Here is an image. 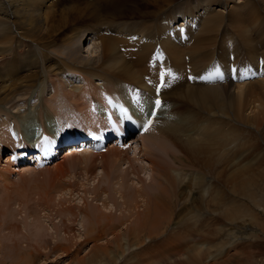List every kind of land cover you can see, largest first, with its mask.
<instances>
[{"label": "rangeland", "instance_id": "rangeland-1", "mask_svg": "<svg viewBox=\"0 0 264 264\" xmlns=\"http://www.w3.org/2000/svg\"><path fill=\"white\" fill-rule=\"evenodd\" d=\"M255 1L248 6H241L242 2L225 4L227 8L215 7V11L227 19L211 24L215 27L211 43L204 40L202 52L195 50L194 53L190 48L198 46L205 27L198 26L194 20L197 13L192 11L189 0H47L40 6L42 12L47 10L46 22L35 30L33 38L23 36L13 20L5 22L10 30L2 29V22L0 78L6 79L3 86L14 90L8 102L0 106V118L18 116L7 120L15 121L18 130L22 131L21 126L38 119L45 127V120L56 116L55 111L49 112L55 106L61 110L71 104L75 111L80 105V99L75 98L85 99L87 94L96 98L114 80L130 85L127 83L130 79L120 80L106 73L108 68L85 71L91 64L97 67L102 64L100 44L104 37H110L120 58L140 79L147 75V60L160 45L179 79L163 89L165 101L176 102V111H179L167 112L180 113L188 122L196 119L201 126L205 123L202 128L212 119L214 129L207 132L212 140L207 139L201 146L193 143L187 147L181 144L173 147L178 138H161L157 129L149 132L154 137L149 144L157 147L152 149L162 158L150 155L147 158L150 162L141 154L135 156L137 146L140 147L147 133L140 141L133 138L135 141L125 150L111 148L104 154L69 152L42 170L24 165L15 175L14 169L6 164L9 140L0 145L5 147L0 148V152H7L0 153V175L3 173L1 177L7 180L0 184V201L11 202L7 207L0 202V240H15L16 244L11 246L16 247L14 254L10 249L6 252L5 248L2 252L0 246V264H13L17 257H22L24 262L15 260V264H264V78L222 85H211L218 81L210 85L201 81L192 86L185 72L187 64L196 75L211 63L227 69L230 60L254 63L259 57L264 60V6L259 0ZM176 16L180 19L173 22ZM186 22L188 28L183 26V31L175 29L173 32L183 35L192 32L196 25V33L176 60L172 47L176 48L177 44L168 42L167 30ZM86 29L98 35L92 46L97 54L93 51L83 59L87 43L81 46L83 52H80L75 37L80 35L83 39ZM133 35L137 36L136 40L129 42L127 38ZM222 73L225 75L226 71ZM208 86H214L219 94L209 105L216 103L215 112L205 106L190 105L189 89ZM112 88L118 91L117 85ZM41 102L49 110L45 109L46 113L52 116L44 114L35 118ZM44 106H40L42 113ZM25 110L28 111L22 113ZM2 124L4 122L0 123V137H3L0 143L7 136L1 134ZM192 134L180 136L188 140ZM169 169L170 174L160 171ZM166 175L169 178L174 175L179 182L177 186H156L159 180V183L167 181L169 184L172 178L169 180ZM151 178H155L152 184L149 183ZM165 188L168 189L165 191ZM9 210L14 214H11V223L3 215ZM97 225L102 230L95 228ZM37 231L39 237L48 234L45 241L40 240L42 244L38 241L41 245L32 239ZM99 249L104 253L98 252ZM19 250L22 254H18Z\"/></svg>", "mask_w": 264, "mask_h": 264}, {"label": "bare ground", "instance_id": "bare-ground-1", "mask_svg": "<svg viewBox=\"0 0 264 264\" xmlns=\"http://www.w3.org/2000/svg\"><path fill=\"white\" fill-rule=\"evenodd\" d=\"M167 1V0H166ZM252 1H255V0H242L241 1V3L242 2H244V3H242V5L241 6H248ZM188 2V1H187ZM189 2H190V4L193 6V9H192V11L193 12H196L197 14L194 16V20L195 21H197V24H198V26H201L202 24H203V27H205L204 28V30H203V34L201 35V37H200V39H199V41H198V46H194V48H190V51L191 52H193L194 53V51L196 50L197 52H202V50H203V48H204V46H202V42L204 41V40H206V42H207V44H210L211 43V34H213L214 32H215V27L214 26H212L211 24H213V23H215L216 25L219 23V21H221V20H224V19H227V18H225L224 16H222L221 14H219L218 12H216L215 10H216V8L215 7H224V6H226L227 4L229 5V4H235V3H240V2H236V0H189ZM259 2H261V4L264 6V0H259ZM3 3V4H2ZM47 3V0H0V26H2V22H3V25H4V28H2V29H9L10 30V26L7 24H5V22L6 23H8V22H11L12 20V23L15 25V24H17L18 25V27H20L19 29H21L22 30V34H23V36H28L29 38H33L34 37V34H35V30L41 25V24H44L45 22H46V16H47V13H46V11H44V12H42V8H40V6L41 5H45ZM152 3V2H151ZM240 3V4H241ZM255 3H256V1H255ZM161 4V3H160ZM165 4V3H164ZM189 4V3H188ZM226 4V5H225ZM233 4V5H234ZM159 5V4H158ZM252 5V4H251ZM160 7V9L162 10V6H159ZM232 7V6H231ZM172 8V7H171ZM225 8H227V6L225 7ZM44 9H46V8H44ZM159 9V8H158ZM191 9V8H190ZM160 10V11H161ZM167 10V9H166ZM166 10H163L164 12L166 11ZM163 11H161V12H163ZM178 11V10H177ZM219 11V10H218ZM258 11H259V8H258ZM262 11H263V9H262ZM159 12V11H158ZM237 12V11H236ZM260 13V12H259ZM150 14V13H149ZM228 14V13H227ZM186 15V14H185ZM238 15V14H237ZM263 15V14H262ZM229 16V15H228ZM256 16H257V14H256ZM258 16H260L259 14H258ZM237 17V16H236ZM232 18H235V17H233L232 16ZM172 19V18H171ZM178 19H180L179 18V16H176V17H174V19H173V22H176V21H179ZM230 19V18H229ZM258 19V18H257ZM244 20H245V18H244ZM171 21V20H170ZM183 21V20H182ZM192 21V20H191ZM207 21V22H206ZM234 21H236L235 19H234ZM225 22V21H224ZM240 22V21H239ZM241 22H242V20H241ZM177 23H180V22H177ZM177 23H175V24H177ZM233 23V22H232ZM174 24V23H173ZM187 22L186 23H184V24H182V25H179L177 28H172V29H168L167 30V40H168V42H173V43H176L177 44V47L175 48V47H172L173 49H174V53L172 54L173 56H175V58L174 59H178L179 58V53L181 52V49H185L186 47H187V45L188 44H190L189 43V41H190V39H192V37L195 35V33H196V29H197V26L195 25L194 26V29H191L192 30V32H190V31H188V32H186L185 34H181V32L180 33H178L180 30L181 31H183L186 27H187ZM220 24V23H219ZM234 24V23H233ZM238 24V23H237ZM240 24V23H239ZM242 24V23H241ZM194 25V24H193ZM230 25H231V23H230ZM185 27L184 29H182L181 27ZM191 26V25H190ZM238 26V25H237ZM120 27V26H119ZM193 27V26H192ZM226 27V26H225ZM246 27V26H245ZM188 28V27H187ZM217 28V27H216ZM244 28V27H243ZM175 29H179V31L178 32H173V30H175ZM201 29V28H200ZM225 29V28H224ZM226 29H227V27H226ZM247 29V28H246ZM156 30V29H155ZM172 30V31H171ZM189 30V29H188ZM237 30H238V28H237ZM85 31V30H84ZM92 31V30H91ZM90 30H87L86 29V31L83 33V35H82V37L84 36V38L82 39V38H80L81 36L80 35H76V39H75V42L79 45V51L80 52H83L82 51V48H81V46L83 45L84 46V44L85 43H87V49H86V51H85V53H86V56H83L82 55V57H83V59L85 58V57H87L88 55H92L93 54V51L95 50L94 49V47H92V46H94V43H93V40L98 36L97 35V33L96 34H93L94 32L92 31L91 32ZM187 31V30H186ZM199 31V30H198ZM202 31V30H201ZM224 31V30H223ZM233 31V30H232ZM218 32V31H217ZM221 32V31H220ZM5 33V32H4ZM169 33H171V34H173V36H171V35H169ZM201 33V32H200ZM233 33H234V31H233ZM182 35L181 37L179 36V35ZM228 34V33H227ZM238 34V33H237ZM236 34V35H237ZM240 35H242L241 34V32L239 33ZM239 34H238V36H239ZM249 35V34H248ZM199 37V36H198ZM236 37V36H235ZM243 37V36H242ZM38 39V38H37ZM232 39V38H231ZM231 39H229L230 41H231ZM147 40V39H146ZM219 40V39H218ZM233 40H234V38H233ZM92 42V44H89V42ZM147 41H149V40H147ZM241 41V40H240ZM112 41L110 40V37L109 38H103V40L101 41V47H102V58H103V62H102V64L99 66V67H97L96 66V64H91L90 66H88L87 68L85 67V71H101L102 69H104V68H108L109 70H106L107 72L106 73H108L109 75H112V77L114 78V77H117L118 79H120V78H124L125 80H128V79H130L129 81L130 82H132V83H130V82H127L128 84H130V85H133V87H137V88H141L142 90H144V93H150V94H152V89L151 88H153V86H144L143 85V81H142V79H140L138 76H136V74L135 73H133V70H131V68L125 63V61H123L120 57V55H119V50H117V48L115 47V45L113 44V43H111ZM213 42H215V41H213ZM222 43H224L223 41H221ZM226 42H227V40H226ZM5 43V42H4ZM185 43V44H184ZM196 44V43H195ZM194 44V45H195ZM96 45H98V44H96ZM214 45V44H213ZM241 45V44H240ZM250 45V44H249ZM248 46V45H247ZM98 47V46H97ZM233 48V47H232ZM100 50V49H99ZM188 50V49H187ZM237 50V49H236ZM94 52H96V51H94ZM210 53H211V51H210ZM79 54V53H78ZM96 54H97V52H96ZM98 55H100V54H98ZM193 55V54H192ZM81 56V55H80ZM170 56V55H169ZM190 56V55H189ZM81 57V58H82ZM89 57V56H88ZM91 58H93V57H91ZM96 58V57H95ZM13 59V58H12ZM89 59V58H88ZM99 59H101V57L99 58ZM173 59V58H172ZM76 60V59H75ZM83 61V60H82ZM85 61V60H84ZM93 60H91V62H92ZM96 61V60H95ZM195 61V60H194ZM82 63H86V62H82ZM96 63V62H95ZM87 64V63H86ZM89 64H90V60H89ZM81 67V66H80ZM75 68V67H74ZM77 68V67H76ZM69 69V68H68ZM82 69V68H81ZM198 74V73H197ZM196 74V75H197ZM0 80H1V84H0V106L2 105V104H5V103H7L8 102V100L10 99V97H11V93H12V91L14 90V89H12L11 88V91L9 90V88L10 87H8V85H5V86H3L6 82H5V78H3L2 79V77L0 78ZM33 80V79H32ZM121 80V79H120ZM186 81V80H185ZM188 81V80H187ZM23 83V82H22ZM24 83H28V81H25ZM23 83V84H24ZM189 83V82H188ZM262 83V82H261ZM22 84V85H23ZM190 84H192V83H190ZM201 84V83H200ZM203 84V83H202ZM208 84V83H207ZM114 85H117V90L118 91H113V86ZM171 85V84H170ZM194 85V84H193ZM192 85V86H193ZM197 85H199V84H197ZM18 86V85H17ZM27 86V85H26ZM30 86V85H29ZM124 82L123 83H121V82H117V81H115L114 80V82L112 83V84H110L109 83V85L107 86V89H106V91L108 92V93H110V94H117V95H119V96H123L124 95V92H125V89H124ZM206 86V85H205ZM242 86V85H241ZM240 86V87H241ZM250 86V85H249ZM24 87V86H23ZM200 87V86H199ZM237 87V86H236ZM239 86L237 87V88H240ZM243 87V86H242ZM247 87V86H246ZM169 88V87H168ZM244 89H245V87H243ZM242 88V89H243ZM21 89H23V88H21ZM166 89V88H165ZM15 90H16V88H15ZM173 90V89H172ZM246 90V89H245ZM17 91V90H16ZM170 91V90H169ZM174 91V90H173ZM243 91V90H242ZM91 93H92V91H90ZM168 92V91H167ZM19 93V92H18ZM164 93V92H163ZM185 93V92H184ZM247 92L245 91V94H246ZM72 94V93H71ZM177 94V93H176ZM175 94V95H176ZM237 94H239V93H237ZM14 95H16V92L13 94V96ZM63 95V94H62ZM182 95V94H181ZM184 95V94H183ZM217 95H219L218 94V92L216 91V88L214 87V86H208V87H206V88H202V89H194L193 91H190V89H189V93H188V96L189 97H191L192 98V101H191V99H190V105L191 106H195V107H198V106H205L207 109H210V111H213V112H215V106H216V103H215V105H212V106H209L210 104H212L214 101H216V96ZM244 95V94H243ZM12 96V97H13ZM69 96V95H68ZM178 96H179V94H178ZM185 96V95H184ZM187 96V97H188ZM245 96H247V95H245ZM249 96V95H248ZM100 96H98V97H96L95 98V96H92L91 94H87L86 95V98L85 99H83V98H81V97H79V98H75V100L77 101V99H80V105H79V107L74 111L73 109H72V105L70 104V106H69V109L70 110H72V111H74V112H76V113H78L81 117H82V119L84 120V126H90L91 125V118H92V114L90 113V111H88L87 110V108H88V103H89V101L90 100H92L93 98L96 100L97 98H99ZM164 97V99L163 100H165L167 97L166 96H163ZM174 97H177V96H173V98ZM57 98V97H56ZM186 98V97H185ZM178 99V98H177ZM63 100V99H62ZM174 100H176V99H174ZM179 100H181V99H179ZM178 100V101H179ZM184 100V99H183ZM85 101V102H84ZM66 102V101H65ZM72 102V101H71ZM192 102V103H191ZM59 103H60V101H59ZM85 103H86V105H85ZM176 103V102H175ZM183 103H186V101H183ZM151 105V104H150ZM177 105V104H176ZM179 105V104H178ZM66 106V105H65ZM60 107V106H59ZM150 110H151V107H150ZM45 111V110H44ZM179 112V111H178ZM177 112V113H178ZM44 114H46V115H49V116H47V117H50V116H52L51 115V113H49V112H47L46 113V111L45 112H43ZM177 113H174V114H172V113H169V112H166V116L165 117H161V119L159 120V122H158V126L155 128V129H157L158 131H160V133H161V138L162 137H175V138H178V139H176L175 141H177V142H174V144H173V147H175L176 145H182V146H185V147H187V146H189V144H193V145H197V146H199V144H200V146H201V144H203V143H207L206 142V140L207 139H211V137H210V135L207 133V132H209V131H212L214 128H213V123H211L210 121H212L213 122V120L211 119L208 123H206V126L204 127V128H202V126H204L205 125V123H204V125H200V123L199 122H197L196 121V119H193V122H188V121H186V117H184L183 115H179V114H177ZM211 113V112H210ZM22 115V114H21ZM29 116V115H28ZM44 117V116H43ZM100 117L101 116H99V115H95V116H93V119L96 121V122H98L99 121V119H100ZM52 118V117H51ZM188 118V117H187ZM8 119H13L12 117H8ZM28 119V118H27ZM34 119V118H33ZM191 119V120H192ZM189 120H190V118H189ZM15 122V121H14ZM17 123V122H16ZM209 123H211V124H209ZM186 125V126H185ZM200 125V126H199ZM2 127V126H1ZM201 128H202V131H201ZM19 131H20V129H19ZM201 131V132H200ZM4 134V135H6V133H5V129L2 127V129H1V134ZM182 133H188V134H190V133H193L192 134V137H188L187 139L188 140H186V139H184L183 138V136H180V134H182ZM205 134H208V137L207 136H205ZM224 134V133H223ZM196 135V136H195ZM3 136V135H2ZM6 137V139H5V141H4V139L3 140H1V141H4V142H2V143H0V145H2V144H4V143H6L7 141H8V138H7V136H4V138ZM0 138H3V137H0ZM151 138H154L153 136H151V135H149V133L145 136V137H143L142 138V140H141V144H140V147L138 148V146H137V148H136V153H135V156H136V154L137 155H142V156H144V157H146V159L147 158H149V156L151 155L152 156V158H158V157H160V153L158 152V151H156V149H152V148H157V147H155V146H152L151 144H149V140L151 139ZM212 140V139H211ZM133 141H135V140H133ZM137 141H140L139 139L137 140ZM157 141H158V139H157ZM216 141H218V140H216ZM182 143H185V144H182ZM216 143V142H215ZM138 144V145H139ZM167 142L165 143V146L167 147ZM7 146H8V144H7ZM163 146V145H162ZM204 146V145H203ZM2 147H4V146H2ZM2 147H0V148H2ZM5 148V147H4ZM162 148V147H161ZM204 148H207V147H203L202 149H204ZM211 148V147H210ZM163 149V148H162ZM202 149H199V150H202ZM68 150H71V149H67V150H65L64 152H66V151H68ZM120 150V149H119ZM209 150H211V149H209ZM155 152H158V154H155ZM0 153H2V152H0ZM72 153V152H71ZM11 154V153H10ZM10 154H9V156H10ZM87 154V153H86ZM166 154H168V153H166ZM1 155V154H0ZM70 155L71 154H69L68 156L70 157ZM170 155V154H169ZM214 155V154H213ZM9 156L7 157L8 159H9ZM2 157V156H1ZM61 156H59V158H60ZM139 157V156H138ZM180 157V156H179ZM74 158V157H73ZM161 158V157H160ZM228 158V157H227ZM1 159V158H0ZM162 159V158H161ZM150 160V159H149ZM148 159H147V161L148 162H150ZM8 162V161H7ZM152 162V161H151ZM167 163V162H166ZM71 165V164H70ZM169 165V164H168ZM181 165V164H180ZM8 167V166H7ZM157 167V166H156ZM29 168V167H28ZM28 168H26V171H27V169ZM160 168V167H159ZM21 168H19V169H14V171H13V174L14 173H20L21 172V170H20ZM23 169V168H22ZM152 169H153V167H152ZM161 169V168H160ZM170 169H172V168H170ZM160 170L161 171V173L162 172H164V173H171V170ZM5 173H7L6 172V170H3ZM59 171V170H58ZM156 171V170H155ZM158 171V170H157ZM172 171H173V169H172ZM24 172V171H23ZM22 172V173H23ZM28 172V171H27ZM159 172V171H158ZM29 173V172H28ZM154 173V172H153ZM3 174V173H2ZM1 174V175H2ZM148 174H149V172H148ZM1 175H0V184H2V183H7V180H5L4 178L5 177H1ZM4 175V174H3ZM2 175V176H3ZM7 175V174H6ZM15 175V174H14ZM146 175V174H145ZM176 175V174H175ZM181 175V174H180ZM8 176V175H7ZM167 177V179H169L170 180V178H172V180L171 181H169V184H166V182L167 181H161V183H159L160 182V180L158 181L157 179V181H158V183L157 182H155V184H156V186H160V188L164 185L165 187H167L168 185L169 186H174V184L176 185V184H178L179 182H176V179L174 178V175H173V177H170L169 178V175H166ZM164 177V176H163ZM179 177V176H178ZM71 178V177H70ZM150 178V177H149ZM145 179V178H144ZM155 179V178H154ZM154 179H152L151 178V182H149V183H151L152 184V182H154ZM160 179V178H159ZM165 179V178H164ZM163 179V180H164ZM191 179V178H190ZM196 179H198V178H196ZM68 180V179H67ZM195 180V179H194ZM178 181V180H177ZM191 181L192 180H190V182L189 183H191ZM199 181H200V179H199ZM163 182V183H162ZM199 183V182H198ZM177 186V185H176ZM142 188V187H141ZM166 189H168V188H165V191H166ZM198 190H201L199 187L197 188ZM198 190H196V192L198 191ZM7 191V190H6ZM8 194H10V193H8ZM161 194V193H160ZM163 195V194H162ZM8 197V195H6L5 196V198H7ZM12 197V196H11ZM6 199H2L0 202H1V204L2 203H5L3 206H5V207H7V206H9V200H6ZM13 200V199H12ZM67 200V199H66ZM161 202V201H160ZM11 203V202H10ZM194 203V202H193ZM192 203V205H195V204H193ZM2 206V205H1ZM111 208V207H110ZM110 208H108V210L110 209ZM149 209V208H148ZM107 210V209H106ZM107 210V211H108ZM100 211V210H99ZM13 211L12 210H9L8 212H4L3 213V215L5 216V218L8 220V222L9 223H11L12 222V220H10V219H13V216H14V214L12 213ZM104 212V211H103ZM106 212V211H105ZM113 212V211H112ZM11 214L13 215V216H11ZM67 215V214H66ZM72 215V214H71ZM103 215V214H102ZM8 216H10V218L8 217ZM100 216H101V214H100ZM12 217V218H11ZM91 220V219H90ZM11 221V222H10ZM93 221V220H92ZM96 221V220H95ZM100 223V222H99ZM65 225V224H64ZM99 225V224H98ZM96 226L95 228H97L98 227V229L99 230H102L99 226ZM116 226V225H115ZM7 227H9V225H7ZM6 227V228H7ZM103 228H104V226H103ZM99 230H97V231H99ZM67 231V230H66ZM91 231H93V230H91ZM137 231V230H136ZM90 232V231H89ZM55 234L56 233H54L53 235L55 236ZM118 234V233H117ZM116 234V235H117ZM194 234V233H193ZM31 235V234H30ZM34 237L32 238L33 239V242L34 243H38V241H42V240H46V238H47V233H44V234H42L40 237H39V235H38V231L37 232H35L34 233ZM52 235V237H54ZM58 235V234H57ZM96 235V234H95ZM49 236H50V234H49ZM61 236V235H60ZM59 236V237H60ZM99 236H101L100 234H99ZM98 236V237H99ZM121 236V235H120ZM130 236V235H129ZM117 237H119L118 235H117ZM51 238V237H50ZM61 238V237H60ZM114 238V237H113ZM121 238V237H120ZM115 239H116V236H115ZM61 240V239H60ZM86 240V239H85ZM117 240H119L118 238H117ZM116 240V241H117ZM15 240H10V241H5V240H0V246H2L3 247V249L1 248V250H2V252H4L3 250H5L6 249V252H7V250H11L10 252L12 253V254H14L13 252H14V250L16 249V247L14 248V247H11L13 244H15V242H14ZM40 241V242H41ZM58 241V240H57ZM66 241H67V239H66ZM114 241V240H113ZM33 242H31V244L33 243ZM59 242V241H58ZM63 243H65L64 241H62ZM115 243V242H114ZM38 244H40V243H38ZM41 244H42V242H41ZM40 244V245H41ZM43 244H45V242L43 243ZM53 244V243H52ZM55 244V243H54ZM58 244V243H57ZM117 244V243H116ZM16 245V244H15ZM14 245V246H15ZM40 245H38V246H40ZM29 246V245H28ZM37 246V245H36ZM58 246V245H57ZM18 247V246H17ZM5 248V249H4ZM43 248V247H42ZM19 249V248H18ZM29 249V248H28ZM41 249V248H40ZM52 249H53V247H52ZM58 249V248H57ZM95 249H98V248H95ZM103 249V248H102ZM126 249V247L124 248V250ZM20 251L21 250H19V253L18 254H22V252L20 253ZM30 251V250H29ZM1 252V253H2ZM5 252V253H6ZM39 252H41L40 250H39ZM98 252H100V253H104V251H101V249H99V251ZM10 253V254H11ZM3 254V253H2ZM32 255V254H31ZM37 255H38V253H37ZM20 256V255H19ZM27 257H28V261H29V256L27 255ZM37 258V257H36ZM11 259V258H10ZM12 259H14V258H12ZM37 259H39V258H37ZM15 260H21L22 262H24V260H23V258L21 257H17V258H15L14 259V263L13 264H15ZM13 261V260H12ZM5 262V261H4ZM16 262H18V261H16ZM5 264V263H4Z\"/></svg>", "mask_w": 264, "mask_h": 264}, {"label": "snow or ice", "instance_id": "snow-or-ice-1", "mask_svg": "<svg viewBox=\"0 0 264 264\" xmlns=\"http://www.w3.org/2000/svg\"><path fill=\"white\" fill-rule=\"evenodd\" d=\"M157 103H159V102H157ZM147 130V129H146Z\"/></svg>", "mask_w": 264, "mask_h": 264}]
</instances>
